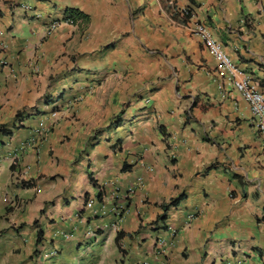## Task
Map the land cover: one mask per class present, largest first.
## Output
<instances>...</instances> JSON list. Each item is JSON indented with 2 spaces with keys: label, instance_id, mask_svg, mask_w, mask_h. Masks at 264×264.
<instances>
[{
  "label": "crops",
  "instance_id": "crops-1",
  "mask_svg": "<svg viewBox=\"0 0 264 264\" xmlns=\"http://www.w3.org/2000/svg\"><path fill=\"white\" fill-rule=\"evenodd\" d=\"M199 22L264 92V0H0V264L104 236L114 263L142 264L170 228L166 264H264L257 118ZM55 106L60 122L19 156ZM138 178L120 230L93 233L114 219L86 201Z\"/></svg>",
  "mask_w": 264,
  "mask_h": 264
},
{
  "label": "built area",
  "instance_id": "built-area-1",
  "mask_svg": "<svg viewBox=\"0 0 264 264\" xmlns=\"http://www.w3.org/2000/svg\"><path fill=\"white\" fill-rule=\"evenodd\" d=\"M29 8V7H28ZM61 24L74 25L75 20L72 18H64L51 22L47 25L45 32L50 33ZM193 34L196 35L201 42L209 48L210 52L218 63V75L222 80L229 82L234 90H236L243 99L248 103L251 112L257 118V133L258 137L264 147V92L260 90L258 84L244 72L241 65L235 63L228 53L225 51L224 45L219 41L211 29L204 23H197L193 28ZM4 83L0 81V89ZM91 88V87H90ZM91 89H88L90 91ZM63 110L57 106L45 111L39 118L38 124L32 129L31 136L25 143L19 146L17 154L21 156L24 150L31 145H39L46 140L52 129L62 119ZM142 179L138 178L137 184H131L127 189H122L117 185L116 180H104L99 186V194L96 198H89L85 203L84 215L96 216L99 219H105L111 216L114 221L108 223L100 221L95 227L93 233L100 229L105 230L109 225L115 230H120L119 223L123 219L133 193L141 187ZM16 205H18L16 203ZM199 215L194 211L188 215L190 222ZM166 236H158L156 245L158 251L150 257H147L142 264H166L163 255L167 254V246L172 244V239L175 236V230L170 228ZM160 254L162 257L156 259V255ZM229 264H243L240 260L229 262Z\"/></svg>",
  "mask_w": 264,
  "mask_h": 264
},
{
  "label": "rangeland",
  "instance_id": "rangeland-1",
  "mask_svg": "<svg viewBox=\"0 0 264 264\" xmlns=\"http://www.w3.org/2000/svg\"><path fill=\"white\" fill-rule=\"evenodd\" d=\"M101 230L96 232L99 235ZM89 243H80L73 246L72 249H66L61 256H53L54 252H46L45 255L39 257L35 253V259L26 258L25 264H120L116 259L114 263L115 245H110L107 237H93ZM106 257V263H103ZM32 260V261H31ZM110 261V262H108Z\"/></svg>",
  "mask_w": 264,
  "mask_h": 264
},
{
  "label": "trees",
  "instance_id": "trees-1",
  "mask_svg": "<svg viewBox=\"0 0 264 264\" xmlns=\"http://www.w3.org/2000/svg\"><path fill=\"white\" fill-rule=\"evenodd\" d=\"M178 201V199H176V200H174L173 202H177ZM42 236H43V232L42 231H40L39 233H38V239H37V244H40L41 243V238H42Z\"/></svg>",
  "mask_w": 264,
  "mask_h": 264
}]
</instances>
